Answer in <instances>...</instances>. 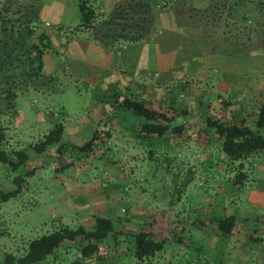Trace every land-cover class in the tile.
Segmentation results:
<instances>
[{
    "label": "rangeland",
    "instance_id": "1",
    "mask_svg": "<svg viewBox=\"0 0 264 264\" xmlns=\"http://www.w3.org/2000/svg\"><path fill=\"white\" fill-rule=\"evenodd\" d=\"M163 1L189 25L202 26L201 32L206 29V22H194L191 16L195 18V13L182 4L177 6L174 0L160 3ZM193 4L205 7L207 3L195 0ZM79 23L76 0H0V152L25 150L30 156L28 165L18 172L0 163V192L15 191V180L20 176L26 179L17 198L0 202V264L6 254L22 255L30 241L61 226L88 228L89 224L80 221L90 208L110 214L115 231L139 232V222H147L148 216L133 212L143 199L158 203L159 218L176 213L171 231L174 264L194 263L200 248L207 255L221 249L222 255L217 252V256L230 259L236 246L239 253L252 256L242 264H264V182H259L255 172L264 167V152L243 162L247 179L238 185L235 180L241 163H230L221 149V133L205 127V122L214 118L222 122L244 120L255 128V115L264 105V48L241 54L225 48L213 52L215 39L207 45L196 42L188 29L184 31L187 42L197 44L193 49H179L161 41L139 49L116 48L115 55L122 57L124 52L134 60L139 76L163 81L170 68L174 79L184 77L149 96L150 113L157 122L170 126L160 138L143 139L139 128L146 119L121 107L123 99L140 97L132 85L125 90L119 84L117 77L126 69L119 67L118 59L116 68L104 72L102 82H94L78 67L89 62L88 57L104 63L107 54L103 49L83 58L86 37L79 53L73 42L58 40L60 29L71 34ZM29 28L36 32L31 43ZM220 29L214 26L208 30L217 37ZM42 32L63 45L54 47L51 43L50 60L46 62L54 69L39 78L34 75L39 63L31 53ZM197 66L200 68L191 73ZM225 72L237 78V85L222 84ZM155 73L162 77H155ZM218 86L227 88L228 95L218 94ZM234 87L238 92L231 97ZM12 93L15 98H11ZM57 124L65 127L62 142L36 156L31 146ZM173 127L182 129L175 132ZM97 130L109 131L107 142L93 146L90 152L79 151ZM137 209L150 208L141 205ZM231 217L239 220L232 232L242 235H226L220 230V222ZM132 238L130 233L122 237L112 234L103 246L108 253L130 258ZM80 245L79 240L66 242L37 264H70L79 259ZM204 257L208 256H203L200 264H205Z\"/></svg>",
    "mask_w": 264,
    "mask_h": 264
},
{
    "label": "trees",
    "instance_id": "2",
    "mask_svg": "<svg viewBox=\"0 0 264 264\" xmlns=\"http://www.w3.org/2000/svg\"><path fill=\"white\" fill-rule=\"evenodd\" d=\"M194 1L174 0L177 6L182 4L181 6L184 8L190 7V11L195 13V18L193 15L191 16L194 22H206L204 23L206 29L201 32L202 26L194 27L189 25L185 19L182 20L178 14L176 15L180 26L188 29L189 33L193 35V39H196V42L201 41L207 45L209 40L215 39L216 46L213 52H216L220 48H225L232 54L250 53L259 48H264V0H200L207 3L205 7L194 6ZM76 2L81 21L80 28L92 30L98 18L95 7L90 0H76ZM167 7H169L168 3ZM173 9L176 10L175 8ZM150 12H152V9L148 3L140 2L136 4L133 2V4L128 5L125 3L121 5L115 10L110 20L106 22V25L101 30L106 36L100 38L104 40L111 38L115 40L122 39L129 43L149 40L155 32L154 17L153 15H149ZM136 16H139L138 22L131 23L136 20ZM213 24H215L216 28H223L219 30L220 36L215 37L216 32L211 33L208 30L214 27ZM194 29L195 34L192 33ZM34 31L30 28L27 31L29 43L32 42L35 36L36 32ZM37 38H39L40 43L32 44V49L35 52L31 53V57L39 63L34 75L40 78L45 75L43 72V57L46 50L51 49L52 45L49 36L45 32L40 33ZM44 42H47L48 45L44 44ZM249 42L252 44L250 45ZM42 47L46 49L43 50ZM15 97L16 94L12 93L11 98ZM121 103L123 104L122 108L130 110L135 115L146 119V122L139 128L140 138H160L169 129V124L157 122V118L150 113L145 103L135 99L130 100V98L123 99ZM205 127L208 131L213 130L214 132L221 133V149L226 159L230 163H241L235 182L238 185H243V182L247 179V174L243 172V162L264 152V134L261 132V130H264V105L259 108L255 115V128L250 127L244 120L222 122L214 118L208 119L205 122ZM181 129L182 127H173V131L175 132ZM64 134V125L57 124L41 141L31 146V149L36 156H42L51 147L60 144ZM109 137V131L97 130L92 139L80 148L79 151L90 152L93 146L99 147L100 145H104ZM2 139L3 136L0 135V140ZM62 149H59L57 152L61 153ZM29 161L30 156L25 150L13 151L11 153L0 152V163L9 165L14 172H18L23 167L25 168ZM29 176H31L30 172L28 173ZM15 181L17 182L18 189L12 192H0V202H8L13 198H17L22 193L26 179L20 176ZM235 223V217H231L221 221L219 228L226 235H229ZM112 234H115L114 224L112 220L105 217H95L94 225L91 229H87L84 226H79L75 229L69 226H61L47 235L30 241L22 255L6 254L1 264H37L45 261L64 243L76 242L77 240L81 243L80 257L70 264H85V261L93 259L100 254L102 244ZM133 238L135 258L139 264L153 258L156 250L160 248V245L157 244L151 233L142 231L134 235Z\"/></svg>",
    "mask_w": 264,
    "mask_h": 264
},
{
    "label": "crops",
    "instance_id": "3",
    "mask_svg": "<svg viewBox=\"0 0 264 264\" xmlns=\"http://www.w3.org/2000/svg\"><path fill=\"white\" fill-rule=\"evenodd\" d=\"M92 5L95 7L98 18L96 19L93 29L92 30H84L80 28L81 21L78 24L77 28L75 29L74 32L69 34L68 31H66L64 28L60 29L61 33H58V40H62L64 42L66 41H71L74 43V49L76 53H79L83 46L82 43L84 42L83 39H85L86 42V49L84 50V56L90 55L92 51L99 49H103V53L107 54V57L105 58L104 63L100 61V59H96L93 57L92 60L88 57L89 62H86L84 66L78 67L80 72L86 73L87 77L89 79H93L94 82H102L104 80L105 76L103 75L104 72H107L109 68H116V60L118 61L119 67L125 68V71L120 72V76L117 77L119 84L124 85L125 90L129 89V85H132V87H135V93H137L140 97L139 102L145 103L146 107L149 104V96L152 97L153 94H157L158 91L160 90L159 87H170L173 84H176L178 82H181L184 77L182 78L181 81H178L174 79V74L170 71V68H168L167 72L165 73V79L163 81H160L159 79H156L155 81H151L149 79V75H144V76H139L137 75L138 70H135L134 67V60L129 56L125 55L124 52H122V57L115 55V50L116 48H122L124 50V47H132L133 49H139L142 47H145L154 41H158L160 44H165L169 46H174L177 48H186L188 46L190 49H193L196 47V42L193 43H188L187 41L189 40L187 34H185L184 31H186L184 28L180 26V22L178 21V17L176 16L175 10L172 8L167 7L166 9H158V5H161L162 2L160 3V0H90ZM47 2L51 3L52 0H47ZM136 3H148L149 6L152 9V12H150L149 15H153L154 17V28L155 32L153 35L150 37L149 40L143 41V42H136V43H129L125 40L118 39L115 40L113 38L111 39H101L100 37H105L106 34L102 32L101 30L103 29L104 25H106V22L110 20L111 16L114 14L115 10L119 8L121 5H124L125 3L133 4ZM58 5H63L58 4ZM77 5V2H76ZM76 7V6H74ZM185 9H189L190 7H186ZM41 10V7H40ZM74 10V9H73ZM159 28V29H157ZM157 30H160V33L157 34ZM65 34V35H63ZM161 34V35H160ZM190 35V34H189ZM49 39L52 43V45L55 46H60L63 44H56V39L52 35H48ZM162 36V38H159ZM185 46V47H183ZM195 46V47H194ZM53 47V48H54ZM80 50V51H78ZM49 50L45 52V55L43 57V63H44V69L43 72L44 74L48 73V70H53V66L51 65L48 68V63L46 62V59L50 60V58L47 56L49 53ZM51 52V51H50ZM190 52V51H189ZM192 55H194L192 52H190ZM198 54V53H197ZM70 55V54H69ZM125 55V57H123ZM199 55V54H198ZM201 58V55H199ZM75 58L74 60H76ZM202 60V58H201ZM77 62V61H76ZM75 62V64H76ZM175 62H172L171 65L174 66ZM188 64V63H186ZM48 68V69H47ZM200 67L197 66L196 69L193 70L194 73L197 69ZM145 70V69H144ZM146 71V70H145ZM59 72V69H58ZM108 74V73H107ZM224 78L225 80L223 81V85L226 84H236L237 85V78H235L232 74H229L227 72L224 73ZM47 75V74H46ZM53 76V75H51ZM155 77H162V75H158V73L154 74ZM186 77V76H185ZM107 78V77H106ZM211 78V77H210ZM61 79L60 76H58V80ZM207 80H210L207 77ZM225 82V83H224ZM212 83V82H211ZM207 85L210 86L209 82H206ZM221 84V85H222ZM205 85V84H204ZM212 85V84H211ZM104 86V85H102ZM103 88V87H102ZM218 89L220 91H217L218 94L222 95H228L229 90L227 88H223L222 86H218ZM238 88L234 87L230 90V96L233 97L237 95ZM131 98V97H129ZM263 133V131H262ZM256 174L259 176L257 179L259 182H264V167H259L255 169ZM263 196V194H261ZM148 205L150 208L149 210H140L137 209L138 206ZM158 203H153V201L149 200H141L138 201L135 207V211L133 214H143L147 215L146 217L148 219L147 222L145 220H142L139 222L138 228L139 232H147L151 233L152 237L154 240H156L157 244L160 245V248L156 250V254L153 258H150L149 260H146L140 264H174L175 257L172 256V252L175 251V248L173 246V242H171V234L173 231L172 227H175L174 223V213L175 212H169L167 213L170 215L166 219L165 217H157L159 216L156 214L158 212ZM98 212V213H96ZM100 211H95L94 208H90L89 211L86 213H83V216H81V221L84 222L85 224H89V227L87 229H91L94 225L95 217H105L110 219V214L107 213H99ZM119 216L121 215V211L118 212ZM117 213V214H118ZM98 214V215H97ZM176 214V213H175ZM142 215V216H143ZM156 216V217H154ZM152 217V218H151ZM241 217V216H240ZM166 220L164 223L161 220ZM111 220V219H110ZM237 221V220H236ZM239 221V220H238ZM237 221V222H238ZM130 233L131 237L136 235L139 232H128L125 230V232L116 230L115 234L116 237L122 235H126L127 233ZM243 232L237 233V232H231V236H240L242 235ZM199 238H203L202 234L199 233ZM223 237V235H222ZM133 239V238H132ZM164 242V243H163ZM176 242V241H175ZM120 243V241H119ZM81 244V243H80ZM172 244V245H171ZM104 243L101 246V251L98 256H96L93 259L87 260L85 264H98L100 261H108L106 264H139L135 258V244H134V249L132 246L131 249V257L130 258H124L122 255L117 254L118 256H115V253H108L107 249L103 246ZM81 247V245H80ZM214 252H211L207 255V253L203 252L202 248H200V252H198V257L194 263H187V264H200L203 256H208L204 257V262L205 264H242V262H249L251 259L250 254L243 255V253H239V248L238 246L235 247V253L231 252L230 253V259H222L221 257L217 256L218 253L222 255V250L220 249H214ZM254 251V250H253ZM251 251V252H253ZM218 252V253H217ZM196 258V256H195ZM229 260V261H228ZM98 261V262H97ZM227 262V263H226Z\"/></svg>",
    "mask_w": 264,
    "mask_h": 264
},
{
    "label": "built area",
    "instance_id": "4",
    "mask_svg": "<svg viewBox=\"0 0 264 264\" xmlns=\"http://www.w3.org/2000/svg\"><path fill=\"white\" fill-rule=\"evenodd\" d=\"M167 6V2L163 1L161 5H158V9H164Z\"/></svg>",
    "mask_w": 264,
    "mask_h": 264
}]
</instances>
